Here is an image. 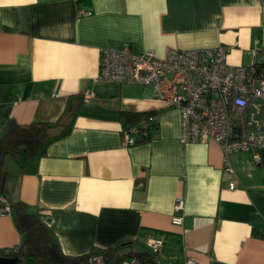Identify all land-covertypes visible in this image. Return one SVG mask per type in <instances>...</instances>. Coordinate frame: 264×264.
I'll use <instances>...</instances> for the list:
<instances>
[{"label": "crops", "instance_id": "1", "mask_svg": "<svg viewBox=\"0 0 264 264\" xmlns=\"http://www.w3.org/2000/svg\"><path fill=\"white\" fill-rule=\"evenodd\" d=\"M256 40L264 52L263 0H0V137L12 120L50 123L44 153L18 156L3 198L38 212L67 255L122 242L151 251L159 240L161 263L264 264V150L259 163L230 154L231 189L220 145L183 144L180 112L152 87L96 81L103 47L162 58L223 45L239 65ZM118 110L155 111L157 128L125 147ZM22 241L10 208L0 249Z\"/></svg>", "mask_w": 264, "mask_h": 264}, {"label": "built area", "instance_id": "2", "mask_svg": "<svg viewBox=\"0 0 264 264\" xmlns=\"http://www.w3.org/2000/svg\"><path fill=\"white\" fill-rule=\"evenodd\" d=\"M83 14L78 11L79 16ZM254 44L251 62L239 65L228 63L229 49L223 45L170 49L162 58L154 51L134 53L128 42L118 48L103 47L96 81L152 87L158 100L180 112L183 144L214 141L220 145L229 188L233 189L231 178L236 173L229 162L230 154L251 151L254 162L259 163L260 151L264 150V52L258 40ZM92 95L86 92L87 100ZM153 121L158 122V115L152 116ZM147 131L146 122L124 129L123 145H135ZM174 209L172 222L180 225L184 200L177 199ZM9 210V204L0 197V215ZM148 247L158 253L161 241L152 240ZM88 264H103V258L94 256ZM130 264L141 263L130 259ZM182 264H197V260L189 257Z\"/></svg>", "mask_w": 264, "mask_h": 264}, {"label": "trees", "instance_id": "3", "mask_svg": "<svg viewBox=\"0 0 264 264\" xmlns=\"http://www.w3.org/2000/svg\"><path fill=\"white\" fill-rule=\"evenodd\" d=\"M157 112H135L118 110L116 120L123 124L124 129L130 126L148 124L147 136L137 143L150 138L152 130L157 128L158 122H152V116ZM50 123L32 122L19 124L12 120L5 133L0 137V196L6 197L7 179L9 172L5 169L7 157L17 159L20 155L34 157L44 153L42 138ZM10 208L14 212V222L17 230L23 236L19 246L0 249L1 258H18L15 264H88L94 256H101L103 264H122L125 259H136L141 264H161L158 254L152 251L130 249L122 251V242L116 246L107 248L93 247L89 252L81 255H67L61 249L53 234L48 230L45 221L38 212H31L23 201L11 203Z\"/></svg>", "mask_w": 264, "mask_h": 264}, {"label": "rangeland", "instance_id": "4", "mask_svg": "<svg viewBox=\"0 0 264 264\" xmlns=\"http://www.w3.org/2000/svg\"><path fill=\"white\" fill-rule=\"evenodd\" d=\"M18 159L12 158V157H7L5 161V169L9 171L12 165H14L17 162Z\"/></svg>", "mask_w": 264, "mask_h": 264}, {"label": "water", "instance_id": "5", "mask_svg": "<svg viewBox=\"0 0 264 264\" xmlns=\"http://www.w3.org/2000/svg\"><path fill=\"white\" fill-rule=\"evenodd\" d=\"M18 258H1L0 257V264H15Z\"/></svg>", "mask_w": 264, "mask_h": 264}]
</instances>
